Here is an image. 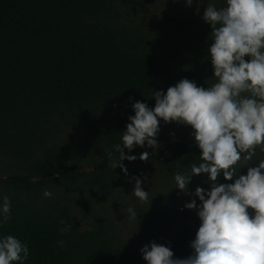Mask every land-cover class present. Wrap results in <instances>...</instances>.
Wrapping results in <instances>:
<instances>
[{"label":"trees","instance_id":"trees-1","mask_svg":"<svg viewBox=\"0 0 264 264\" xmlns=\"http://www.w3.org/2000/svg\"><path fill=\"white\" fill-rule=\"evenodd\" d=\"M163 2L167 11L149 0H0V200H11L0 233L27 243L24 264H147L140 249L152 240L191 254L200 220L174 188L202 162L191 126L161 120L157 148L125 149L148 160L122 161L127 175L110 166L132 103L154 108L153 92L184 78L215 82L207 0ZM205 179L189 188H209Z\"/></svg>","mask_w":264,"mask_h":264},{"label":"clouds","instance_id":"clouds-1","mask_svg":"<svg viewBox=\"0 0 264 264\" xmlns=\"http://www.w3.org/2000/svg\"><path fill=\"white\" fill-rule=\"evenodd\" d=\"M194 2L186 0L189 6ZM203 19L212 28L208 59L215 82L205 88L184 78L166 92L154 91V108L132 103L135 114L113 146L119 158L110 166H119L127 175L122 161L148 160L147 151L137 157L125 149L131 153L137 146L157 148L161 120L191 126L202 162L192 165L190 175L176 173L174 188L188 194L193 176L201 174L210 185L191 193L199 204L192 199L184 205L196 210L200 220L190 242L192 252L177 258L170 245L152 240L140 249L143 259L147 264H264V158L256 156L258 146L264 151V0H225L220 8L207 0ZM242 160L248 163L241 165ZM245 166L246 174L241 171ZM221 176L229 182H219ZM132 179V193L147 202L141 179ZM127 213L136 217L131 207ZM10 219L11 200L4 196L0 227ZM29 255L27 243L0 233V264H24Z\"/></svg>","mask_w":264,"mask_h":264},{"label":"rangeland","instance_id":"rangeland-1","mask_svg":"<svg viewBox=\"0 0 264 264\" xmlns=\"http://www.w3.org/2000/svg\"><path fill=\"white\" fill-rule=\"evenodd\" d=\"M150 2H152V5H156V3L158 5H160V8L165 11H167V8L164 6V3L163 0H149ZM172 11H176L175 9L171 8ZM195 188L193 185L189 188V195L192 199H197V197H194L193 195H191V193H194L195 191Z\"/></svg>","mask_w":264,"mask_h":264}]
</instances>
